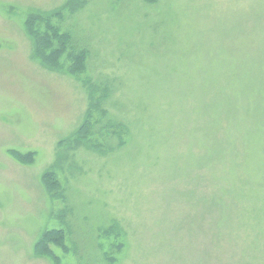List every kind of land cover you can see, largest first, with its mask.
<instances>
[{
	"label": "rangeland",
	"instance_id": "rangeland-1",
	"mask_svg": "<svg viewBox=\"0 0 264 264\" xmlns=\"http://www.w3.org/2000/svg\"><path fill=\"white\" fill-rule=\"evenodd\" d=\"M67 2L0 0V264H264V0ZM29 19L87 69L44 66Z\"/></svg>",
	"mask_w": 264,
	"mask_h": 264
},
{
	"label": "trees",
	"instance_id": "trees-1",
	"mask_svg": "<svg viewBox=\"0 0 264 264\" xmlns=\"http://www.w3.org/2000/svg\"><path fill=\"white\" fill-rule=\"evenodd\" d=\"M80 1L85 0H68L67 4L63 6V9L67 8L68 6H71L70 3L75 4L73 9L77 8L79 6ZM82 3V2H81ZM71 9V7H70ZM59 11H57L55 14H57ZM38 19V17H37ZM34 22H30V19L27 23V29L29 34L35 39L36 44L34 47V56L41 60L45 65L52 69H64L62 64V57L65 53L68 54L71 47H75V39L73 37V34L71 32H67L65 35H56V37L53 39V37L49 33H42L36 28H34ZM50 29H54V27H50ZM77 44V43H76ZM73 52L69 54L70 60H72L71 64L67 68L70 74H78L85 69H87V60L89 57V50L87 48H73L71 49ZM84 85L86 86L88 92H89V108L87 111V114L90 116L91 113L94 110L99 111H105L104 103L108 101V96L110 93V89L107 85H104L101 87L99 84L92 82L90 79L84 82ZM99 94L100 98L98 99L99 102H96L95 96ZM90 129V123L89 120H87L75 131L73 137L74 140L78 141L79 143H86V137L89 135ZM68 140L71 139V136L67 138ZM66 141V139H64ZM11 153L15 155L18 159H20L23 162H30L33 159V152L30 153H21L17 150H11ZM43 180L45 185L49 189H54L56 187L60 188V181L57 179L56 174L48 170L45 172L43 176ZM63 191V190H62ZM61 191V192H62ZM62 194V193H61ZM62 232L60 231H50L47 232L42 240L37 244V250L39 252L49 253V249L47 247L48 242H54L62 239ZM106 262H103L102 264H113L115 261V258H110L109 256L106 258Z\"/></svg>",
	"mask_w": 264,
	"mask_h": 264
}]
</instances>
